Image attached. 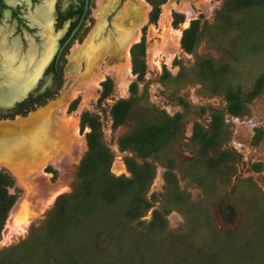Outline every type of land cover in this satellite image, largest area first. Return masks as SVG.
Returning <instances> with one entry per match:
<instances>
[{
  "label": "rangeland",
  "instance_id": "1",
  "mask_svg": "<svg viewBox=\"0 0 264 264\" xmlns=\"http://www.w3.org/2000/svg\"><path fill=\"white\" fill-rule=\"evenodd\" d=\"M81 1L51 0L52 57L77 17L59 23L57 14ZM223 3L89 0L63 52L56 94L12 118H4L10 106L0 103V171L14 197L0 230V264H264V4L216 20ZM42 4L0 0V47L10 53L17 44L10 68L37 47L30 19ZM152 6L158 13L149 22ZM195 19L205 29L188 54L179 39ZM120 33L127 34L122 45ZM136 44L138 78L131 65ZM207 59L210 70L196 63ZM45 69L39 78L50 88ZM130 96L137 105L113 125L111 105ZM232 96L238 106L228 105ZM83 112L98 119L109 176L133 180L125 159L150 167L141 210L132 209L133 185L120 188L112 212L89 213L71 198L87 152ZM161 116H176L179 130L156 152L140 158L119 148ZM93 197L100 202L96 188Z\"/></svg>",
  "mask_w": 264,
  "mask_h": 264
},
{
  "label": "trees",
  "instance_id": "2",
  "mask_svg": "<svg viewBox=\"0 0 264 264\" xmlns=\"http://www.w3.org/2000/svg\"><path fill=\"white\" fill-rule=\"evenodd\" d=\"M264 4V0H224L222 9L216 15V20L223 17V13H227L239 8H246L250 5ZM81 1L78 8L75 10L69 9L64 15L57 14L58 22H62L74 15H77L73 27L77 24L80 16L82 15ZM158 13L157 6H152L149 12V22H153L156 19ZM85 17V15H84ZM72 27V28H73ZM81 27V25H80ZM79 27V28H80ZM205 29V24L200 23L197 19L190 21L187 28L183 29L179 39V46L185 53L192 54L195 46L200 38L201 32ZM75 36V35H74ZM74 38V37H73ZM141 44L132 46L131 65L132 73L138 78L143 71V64L138 61L133 55V50L141 49ZM54 57L49 65L46 67L44 74L50 75L51 85L50 88L37 95H29L26 99L15 104L12 108L6 111L4 118H12L15 115H24L33 108L40 106L45 101L49 100L56 94L61 85V63L63 52ZM198 66L209 67L210 60H198ZM209 67L208 70H210ZM130 94L133 95L132 92ZM100 97L101 94H100ZM136 99L130 96L129 99H118L110 107V118L113 125H119L124 122L127 114L136 106ZM228 105L238 106L237 98L232 96L228 98ZM237 108V107H236ZM233 112V109H232ZM216 125L219 126L217 116L213 117ZM81 127H86L88 131L85 133V142L87 152L81 160L75 176L76 184L72 193V199H79V207L86 208L89 213H93L95 209H101L102 211L112 212L113 206L118 198H120V188H130L131 185L135 186L136 194L133 198V211L144 207V200L140 197L142 190L150 178V167L146 163L140 164V166L134 167L129 160L125 159V166L132 175V181L120 182V179L113 178L108 175V166L110 164V154L107 149L102 145L100 139L99 122L98 119L88 112H83L80 115ZM178 120L177 117L166 118L164 116L159 117V121L156 123L147 124L141 127L137 133L132 137L122 138L118 146L121 150L129 147L136 151L140 158L156 152L157 148L161 146L168 137L173 136L178 132ZM213 131H217V127L212 126ZM202 145L205 144L206 139L199 137L200 132L196 130V136ZM97 184L99 186L97 187ZM11 186L10 177L3 171H0V230L5 221L6 214L12 203L14 197L8 193V189ZM96 188V197H99V203L93 198V192ZM96 207V208H94Z\"/></svg>",
  "mask_w": 264,
  "mask_h": 264
},
{
  "label": "water",
  "instance_id": "3",
  "mask_svg": "<svg viewBox=\"0 0 264 264\" xmlns=\"http://www.w3.org/2000/svg\"><path fill=\"white\" fill-rule=\"evenodd\" d=\"M48 12L45 10L46 15L37 19L35 13L38 9L33 11L31 22L36 26L39 42L37 47H32L28 50L25 60H21L14 68H10L13 62V50L17 44L13 45L10 53H2L0 47V103L12 108L15 104L26 99L29 95H37L48 89V81L39 78L42 74L44 67L49 63L51 58L57 57L61 51L67 47L75 33L81 25L84 15L88 9L89 0H83L82 15L80 16L77 24L70 30L68 35L63 39L55 54L52 57V39L50 36V20H51V0H43V4H48ZM49 19V20H48ZM45 31V32H44ZM49 36V37H48ZM122 41L120 45L126 41L127 34L120 33ZM1 45V44H0ZM7 65H9L7 67ZM9 108V109H10ZM8 109V110H9Z\"/></svg>",
  "mask_w": 264,
  "mask_h": 264
},
{
  "label": "flooded vegetation",
  "instance_id": "4",
  "mask_svg": "<svg viewBox=\"0 0 264 264\" xmlns=\"http://www.w3.org/2000/svg\"><path fill=\"white\" fill-rule=\"evenodd\" d=\"M43 6H41V8H39L38 10H36L37 12L35 13V17L37 16V19L40 17H42V14H44L45 10H47L48 12V6H49V3L48 4H42ZM83 6V5H82ZM50 7V6H49ZM46 12V13H47ZM84 20V19H83ZM83 22V21H82ZM82 24V23H81ZM80 27V26H79ZM79 30V29H78Z\"/></svg>",
  "mask_w": 264,
  "mask_h": 264
},
{
  "label": "bare ground",
  "instance_id": "5",
  "mask_svg": "<svg viewBox=\"0 0 264 264\" xmlns=\"http://www.w3.org/2000/svg\"><path fill=\"white\" fill-rule=\"evenodd\" d=\"M44 14L46 15V12H44ZM48 20H49V19H48ZM50 30H51V28H50ZM44 32H45V31H44ZM50 34H52V33L50 32ZM48 37H49V36H48ZM1 49H2V50H1L2 53L6 52V50H5L4 48L1 47Z\"/></svg>",
  "mask_w": 264,
  "mask_h": 264
}]
</instances>
